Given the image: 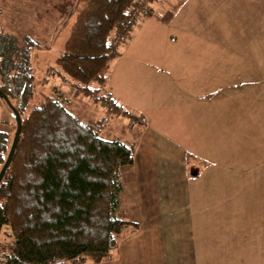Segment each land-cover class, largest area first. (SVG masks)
Instances as JSON below:
<instances>
[{"label":"trees","instance_id":"16d2710c","mask_svg":"<svg viewBox=\"0 0 264 264\" xmlns=\"http://www.w3.org/2000/svg\"><path fill=\"white\" fill-rule=\"evenodd\" d=\"M150 1L75 0L67 11L71 18L77 10L48 75L69 81L102 108L95 120H82L55 96L32 103L34 42L0 29V90L21 117L20 136L0 181V231L8 227L3 233L12 238L0 243L5 264L110 261L126 231L137 229L118 212L120 168L132 164L134 146L102 139L100 132L112 116L141 121L108 91L107 82L110 62L120 56ZM171 14L150 16L166 22ZM5 107L10 117L0 120V167L15 125Z\"/></svg>","mask_w":264,"mask_h":264},{"label":"rangeland","instance_id":"374dc122","mask_svg":"<svg viewBox=\"0 0 264 264\" xmlns=\"http://www.w3.org/2000/svg\"><path fill=\"white\" fill-rule=\"evenodd\" d=\"M74 3L75 0H0V29L34 42L30 49L32 103L55 96L82 120L100 119L102 108L93 106L69 81L48 75V69L55 68L54 60L75 19L77 10L71 18L67 15L69 8L77 5ZM170 10L172 14L166 22L150 16ZM63 21L67 23L63 25ZM217 31L223 33L224 44L220 46L224 48L225 60L241 74L233 77L232 83L251 79L255 74L259 87L237 92L227 102L214 98L210 105L199 102L198 91L222 77L212 69L202 72L197 66L190 68L186 64L185 40L187 35L197 36L199 40L194 37L190 48H198L199 54L200 39ZM130 37L123 57L109 72H113L115 92L144 116L142 125L163 131L170 140L187 147L186 152L180 153L184 157L192 149L198 156L218 160L224 166L223 170L210 169L205 175L260 178L257 192H264V0H151ZM216 40L209 39L208 49L214 47ZM135 65L138 67L132 68ZM9 117L0 100V120ZM140 126L129 118L112 116L100 137L133 145ZM202 189L206 190L204 185ZM120 199L118 212L123 217L122 194ZM4 231L10 232L8 227L1 229V244L12 241Z\"/></svg>","mask_w":264,"mask_h":264},{"label":"crops","instance_id":"0c3cea01","mask_svg":"<svg viewBox=\"0 0 264 264\" xmlns=\"http://www.w3.org/2000/svg\"><path fill=\"white\" fill-rule=\"evenodd\" d=\"M200 21L205 20L200 18ZM194 37L198 38L186 36V64L193 69L197 66L202 72L215 70L214 74L222 77L198 91L199 102L211 105L214 98L227 102L237 92L259 87L255 74L251 79L232 83L233 77L241 74L225 60L224 48L220 46L224 44L223 33L204 35L199 54L198 48H190ZM211 38L217 40L208 49ZM131 39L120 56L109 64L112 71ZM112 71L108 91L143 124L144 116L139 110L115 92ZM137 131L136 141L132 143L133 162L120 168V178L122 215L138 227L126 231L110 261L84 264H264V192H257L260 178L207 176L206 171L223 170L224 166L218 160L198 156L192 149L184 157L180 153L186 152L187 147L148 124L141 125ZM203 185L206 190L202 189Z\"/></svg>","mask_w":264,"mask_h":264},{"label":"water","instance_id":"95a60500","mask_svg":"<svg viewBox=\"0 0 264 264\" xmlns=\"http://www.w3.org/2000/svg\"><path fill=\"white\" fill-rule=\"evenodd\" d=\"M0 99H2L5 103V105L9 108L10 110V113H11V116L15 122V130H14V133H13V137H12V140H11V144H10V147H9V150L7 152V155H6V158L3 162V164L1 165L0 167V181L2 180L7 168H8V165L12 159V156H13V153H14V150H15V146L17 144V141L19 139V136H20V131H21V117L17 111V109L10 103V101L7 99V97L5 96V94H3L0 90Z\"/></svg>","mask_w":264,"mask_h":264},{"label":"built area","instance_id":"2783aa9c","mask_svg":"<svg viewBox=\"0 0 264 264\" xmlns=\"http://www.w3.org/2000/svg\"><path fill=\"white\" fill-rule=\"evenodd\" d=\"M6 250L0 249V264H5L6 263Z\"/></svg>","mask_w":264,"mask_h":264}]
</instances>
